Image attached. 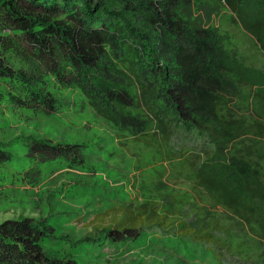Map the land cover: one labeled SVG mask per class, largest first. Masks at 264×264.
Segmentation results:
<instances>
[{"label": "trees", "instance_id": "1", "mask_svg": "<svg viewBox=\"0 0 264 264\" xmlns=\"http://www.w3.org/2000/svg\"><path fill=\"white\" fill-rule=\"evenodd\" d=\"M196 1L0 0V100L54 114L59 102L46 75L76 89L97 116L135 141L152 124H166L168 136L178 130L202 142L181 162L192 193L96 216L80 242L121 245L156 231L241 262L244 241L256 238L258 258H244L264 264V67L248 66L245 58L252 56L228 48L218 30L192 19ZM202 3L213 13L225 7L264 57V0ZM138 103L152 122L134 113ZM242 104L254 117L237 115ZM24 140L41 162L62 160L71 170L83 162L82 145ZM10 158L0 143V165ZM46 238H55L47 218L3 221L0 264H69L42 249Z\"/></svg>", "mask_w": 264, "mask_h": 264}, {"label": "rangeland", "instance_id": "2", "mask_svg": "<svg viewBox=\"0 0 264 264\" xmlns=\"http://www.w3.org/2000/svg\"><path fill=\"white\" fill-rule=\"evenodd\" d=\"M207 1H196L192 19L218 30L226 37L228 48L241 56H252L253 60L245 58L248 66L264 67L263 55L233 21L231 13L225 7L213 13L208 4L202 3ZM8 63L26 70L13 59ZM42 77L59 102L54 114H36L0 100V143L11 156L0 165V223L47 218L56 239L46 238L42 249L69 264H246L250 259L245 256L258 258L256 238L244 241L241 262L237 261L238 255L216 257L201 243L161 236L156 231L121 245L80 242L96 216H107L115 208L157 201L162 195L192 193L188 171L181 162L198 152L202 142L178 130L168 136L166 124L164 128L152 124L149 134L135 141L97 116L76 89L59 87L46 75ZM236 111L242 118L255 115L249 104L239 105ZM134 113L152 122V115L142 103L137 104ZM26 137L82 145L83 162L75 170L67 168L68 162L62 160L41 162L39 154L30 155L31 144L24 140ZM245 143L254 148L252 142ZM31 169L36 170L35 175L29 173Z\"/></svg>", "mask_w": 264, "mask_h": 264}]
</instances>
